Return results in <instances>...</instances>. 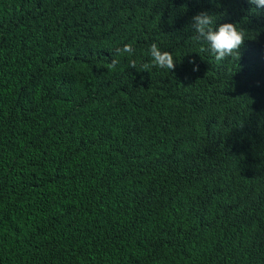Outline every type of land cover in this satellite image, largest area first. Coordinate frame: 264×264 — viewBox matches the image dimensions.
Instances as JSON below:
<instances>
[{
  "label": "trees",
  "instance_id": "16d2710c",
  "mask_svg": "<svg viewBox=\"0 0 264 264\" xmlns=\"http://www.w3.org/2000/svg\"><path fill=\"white\" fill-rule=\"evenodd\" d=\"M152 43L174 70L142 69ZM0 264H264V9L0 0Z\"/></svg>",
  "mask_w": 264,
  "mask_h": 264
},
{
  "label": "clouds",
  "instance_id": "9594fccd",
  "mask_svg": "<svg viewBox=\"0 0 264 264\" xmlns=\"http://www.w3.org/2000/svg\"><path fill=\"white\" fill-rule=\"evenodd\" d=\"M255 9H264V0H247ZM214 18L207 12H200L192 17V28L195 35L192 39L196 42L207 45V49L202 51H210L217 62L223 61L225 58H239L240 49L245 43V32L238 30L233 23H223L218 26L215 24ZM151 64L145 63L142 65L143 70L149 71L152 67L160 69L174 70L176 62L169 51H162L156 43H152L149 48ZM134 53V48L131 44H125L122 48L115 50L116 57H123L125 54L131 56ZM119 59H113L109 65L110 69L116 67ZM189 63L193 64V71H198L199 67L194 60ZM129 66L136 68L135 60H129Z\"/></svg>",
  "mask_w": 264,
  "mask_h": 264
}]
</instances>
